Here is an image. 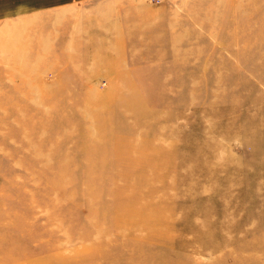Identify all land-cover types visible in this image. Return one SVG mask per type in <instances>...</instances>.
Instances as JSON below:
<instances>
[{
  "label": "rangeland",
  "instance_id": "obj_1",
  "mask_svg": "<svg viewBox=\"0 0 264 264\" xmlns=\"http://www.w3.org/2000/svg\"><path fill=\"white\" fill-rule=\"evenodd\" d=\"M158 1L0 44V264H264V0Z\"/></svg>",
  "mask_w": 264,
  "mask_h": 264
},
{
  "label": "crops",
  "instance_id": "obj_2",
  "mask_svg": "<svg viewBox=\"0 0 264 264\" xmlns=\"http://www.w3.org/2000/svg\"><path fill=\"white\" fill-rule=\"evenodd\" d=\"M95 1L100 0H0V44L78 39L73 35L71 21L60 33L53 31L60 28L53 17L67 8ZM90 38H94L93 32Z\"/></svg>",
  "mask_w": 264,
  "mask_h": 264
},
{
  "label": "built area",
  "instance_id": "obj_3",
  "mask_svg": "<svg viewBox=\"0 0 264 264\" xmlns=\"http://www.w3.org/2000/svg\"><path fill=\"white\" fill-rule=\"evenodd\" d=\"M158 2H159L158 0H150V3L154 5L157 4Z\"/></svg>",
  "mask_w": 264,
  "mask_h": 264
}]
</instances>
